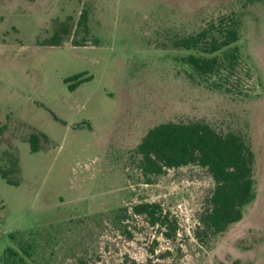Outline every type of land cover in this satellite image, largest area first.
Wrapping results in <instances>:
<instances>
[{"label":"rangeland","instance_id":"obj_1","mask_svg":"<svg viewBox=\"0 0 264 264\" xmlns=\"http://www.w3.org/2000/svg\"><path fill=\"white\" fill-rule=\"evenodd\" d=\"M222 16L241 23L238 63L201 76L181 42ZM168 121L254 152V198L223 232L198 233L206 168L146 182L136 146ZM0 128V264H264V0H0ZM141 202L169 213L173 237Z\"/></svg>","mask_w":264,"mask_h":264},{"label":"trees","instance_id":"obj_2","mask_svg":"<svg viewBox=\"0 0 264 264\" xmlns=\"http://www.w3.org/2000/svg\"><path fill=\"white\" fill-rule=\"evenodd\" d=\"M82 19L84 22L86 17L82 15ZM240 29L239 19L232 16L210 21L202 30L181 42L185 48L194 49L186 61L201 76H214L223 68L232 70L240 56L237 45ZM62 32H66L65 29ZM61 38L56 31L44 44L61 45ZM81 76L77 74L70 79ZM90 78L83 77L78 83ZM77 85H71L69 89L73 90ZM2 132L3 128H0V135ZM29 142L31 151H37L39 136L32 134ZM136 153L141 155L139 167L148 183L152 176L169 168L197 164L208 170L215 185L200 216L201 231L198 233L223 232L228 225L242 218L243 208L254 198L255 155L246 140L235 132L221 134L203 121L161 122L146 131L136 146ZM2 176L8 183H15L6 175ZM132 209L135 214L144 215L150 225L163 228L165 236L175 235L177 222L159 204L141 202ZM126 234L131 236L128 231ZM7 249L17 255L11 248Z\"/></svg>","mask_w":264,"mask_h":264}]
</instances>
